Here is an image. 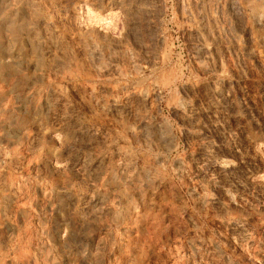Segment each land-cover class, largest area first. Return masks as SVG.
I'll use <instances>...</instances> for the list:
<instances>
[{
    "label": "rangeland",
    "instance_id": "rangeland-1",
    "mask_svg": "<svg viewBox=\"0 0 264 264\" xmlns=\"http://www.w3.org/2000/svg\"><path fill=\"white\" fill-rule=\"evenodd\" d=\"M0 264H264V0H0Z\"/></svg>",
    "mask_w": 264,
    "mask_h": 264
}]
</instances>
